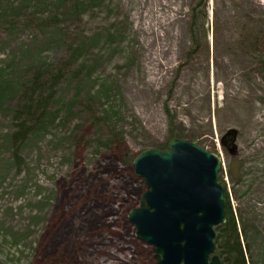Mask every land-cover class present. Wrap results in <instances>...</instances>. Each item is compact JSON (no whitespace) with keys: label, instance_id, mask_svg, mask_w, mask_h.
I'll use <instances>...</instances> for the list:
<instances>
[{"label":"rangeland","instance_id":"1","mask_svg":"<svg viewBox=\"0 0 264 264\" xmlns=\"http://www.w3.org/2000/svg\"><path fill=\"white\" fill-rule=\"evenodd\" d=\"M196 1L0 0V264H156L127 220L145 191L132 163L174 139L220 158L247 262L264 264V0H208L199 51ZM57 75L16 162L21 89Z\"/></svg>","mask_w":264,"mask_h":264},{"label":"water","instance_id":"2","mask_svg":"<svg viewBox=\"0 0 264 264\" xmlns=\"http://www.w3.org/2000/svg\"><path fill=\"white\" fill-rule=\"evenodd\" d=\"M132 167L145 191L127 220L156 264H220L213 256L214 228L226 222L220 158L174 139L166 150L141 152Z\"/></svg>","mask_w":264,"mask_h":264},{"label":"trees","instance_id":"3","mask_svg":"<svg viewBox=\"0 0 264 264\" xmlns=\"http://www.w3.org/2000/svg\"><path fill=\"white\" fill-rule=\"evenodd\" d=\"M208 0H197L190 10L188 24L191 44L195 51H199L202 43L207 42L208 36ZM246 28L243 25L242 30ZM264 45V32H263ZM261 44V39H256L251 46L256 48ZM23 86L21 89V101L18 103L14 113L15 129L9 136V143L14 151L16 162L18 150L22 147L27 137L32 133L31 125L38 120L50 116L48 106L53 98L54 91L60 84V76H54L51 80L41 81L39 76ZM167 148V147H166ZM164 148L163 150H165ZM226 193V192H225ZM227 194L225 198L227 199ZM226 222L215 228L218 233L215 237L214 255L220 260V264H248L246 247L240 242V234L237 222L228 202L225 206ZM246 233H244V236Z\"/></svg>","mask_w":264,"mask_h":264},{"label":"flooded vegetation","instance_id":"4","mask_svg":"<svg viewBox=\"0 0 264 264\" xmlns=\"http://www.w3.org/2000/svg\"><path fill=\"white\" fill-rule=\"evenodd\" d=\"M222 144H223V146L226 147V146L228 145V139L225 138V139L222 141Z\"/></svg>","mask_w":264,"mask_h":264}]
</instances>
